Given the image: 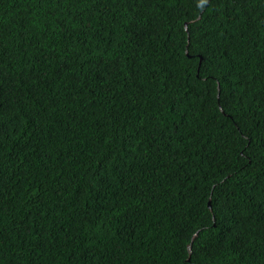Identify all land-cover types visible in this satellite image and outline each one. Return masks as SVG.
I'll use <instances>...</instances> for the list:
<instances>
[{
  "label": "trees",
  "instance_id": "1",
  "mask_svg": "<svg viewBox=\"0 0 264 264\" xmlns=\"http://www.w3.org/2000/svg\"><path fill=\"white\" fill-rule=\"evenodd\" d=\"M0 264H264V0H0Z\"/></svg>",
  "mask_w": 264,
  "mask_h": 264
},
{
  "label": "water",
  "instance_id": "2",
  "mask_svg": "<svg viewBox=\"0 0 264 264\" xmlns=\"http://www.w3.org/2000/svg\"><path fill=\"white\" fill-rule=\"evenodd\" d=\"M208 207L211 208V202L210 201L208 202Z\"/></svg>",
  "mask_w": 264,
  "mask_h": 264
},
{
  "label": "clouds",
  "instance_id": "3",
  "mask_svg": "<svg viewBox=\"0 0 264 264\" xmlns=\"http://www.w3.org/2000/svg\"><path fill=\"white\" fill-rule=\"evenodd\" d=\"M189 250H190V248H189ZM190 252V251H189Z\"/></svg>",
  "mask_w": 264,
  "mask_h": 264
}]
</instances>
